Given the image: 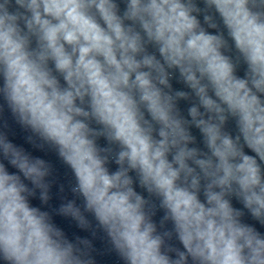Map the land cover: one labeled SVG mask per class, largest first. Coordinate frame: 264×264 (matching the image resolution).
<instances>
[{
    "label": "clouds",
    "instance_id": "clouds-1",
    "mask_svg": "<svg viewBox=\"0 0 264 264\" xmlns=\"http://www.w3.org/2000/svg\"><path fill=\"white\" fill-rule=\"evenodd\" d=\"M111 256L264 264V0H0V264Z\"/></svg>",
    "mask_w": 264,
    "mask_h": 264
}]
</instances>
